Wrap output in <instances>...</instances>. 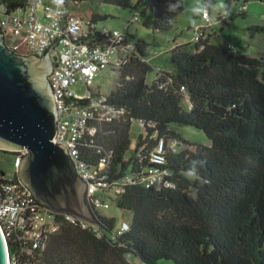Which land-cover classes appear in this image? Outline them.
Here are the masks:
<instances>
[{"label": "trees", "instance_id": "trees-1", "mask_svg": "<svg viewBox=\"0 0 264 264\" xmlns=\"http://www.w3.org/2000/svg\"><path fill=\"white\" fill-rule=\"evenodd\" d=\"M25 1L0 0L11 10ZM66 1L74 7L97 0ZM99 1L125 9L139 5ZM201 1L210 12L216 0ZM176 7L177 0L151 2L155 30L172 27ZM236 16L246 17L245 7ZM101 19L98 13L90 17L92 25ZM218 21L228 19L220 15ZM209 28L199 30V41L193 37L173 46L170 67L158 69L151 84L149 45L135 40L138 57L121 69L109 95L125 109V119L103 126L81 147L80 159L91 167L107 158L104 190L114 194L121 210L132 212L129 230L117 234L120 223L91 207L87 228L60 214V230L46 251L24 257L23 264H264V26L245 32L259 41L257 56L212 42ZM134 120L144 123L145 135L128 157ZM173 125L200 130L210 143H191ZM172 141L185 147L172 150ZM161 142L162 167L173 187H147L141 178ZM3 173L0 192L10 179H19L18 173L9 178Z\"/></svg>", "mask_w": 264, "mask_h": 264}, {"label": "built area", "instance_id": "built-area-1", "mask_svg": "<svg viewBox=\"0 0 264 264\" xmlns=\"http://www.w3.org/2000/svg\"><path fill=\"white\" fill-rule=\"evenodd\" d=\"M72 8L66 0H26L25 5L13 10L0 2V28L7 47L18 54L57 56L49 75L58 122L53 142L68 152L76 174L86 183V209L91 218L90 207L98 213L109 209L112 202L105 195L115 196L104 190L102 172L107 158L91 167L80 159L81 147L86 140L98 137L100 128L126 117L125 109L113 104L109 95L94 86V81L107 68L119 75L132 58L138 57V52L136 41L127 33L98 30L90 19L77 15ZM205 10L208 15L202 14V19L209 27L210 12ZM138 20L135 16L132 22ZM204 28H196L195 42L200 40L199 30ZM80 84L84 86L83 93L77 90ZM181 144L172 141L169 148L176 151ZM165 148L161 142L152 156V165L141 178L147 187H173L169 171L162 167ZM14 154L13 164L18 173L28 151ZM121 191L119 188L118 192ZM60 214L73 225L89 227L88 221L51 209L20 179H10L0 192V226L7 245L8 264H23L24 257L38 250L46 251L51 237L60 230ZM129 228V223L123 221L116 232L122 234Z\"/></svg>", "mask_w": 264, "mask_h": 264}, {"label": "water", "instance_id": "water-1", "mask_svg": "<svg viewBox=\"0 0 264 264\" xmlns=\"http://www.w3.org/2000/svg\"><path fill=\"white\" fill-rule=\"evenodd\" d=\"M56 61V55L40 57L10 50L0 28V151L26 149L19 179L54 211L89 222L86 183L76 174L68 152L53 142L58 122L49 75ZM0 264H8L1 226Z\"/></svg>", "mask_w": 264, "mask_h": 264}, {"label": "rangeland", "instance_id": "rangeland-1", "mask_svg": "<svg viewBox=\"0 0 264 264\" xmlns=\"http://www.w3.org/2000/svg\"><path fill=\"white\" fill-rule=\"evenodd\" d=\"M152 1L132 0L134 5L139 2L138 7L133 9L104 4L99 0L78 3L74 6V13L85 19H90L92 13L100 14L103 19L99 20L95 25L98 30L107 29L121 33L128 31L132 40L142 39L148 43L149 61L153 67V71L147 76L148 84L154 81L158 69L170 67L169 51L173 46L191 42L196 28L208 26L202 19V14L206 7L201 0H177L172 27L166 31L155 30L154 16L149 8ZM219 3L229 6L230 13L227 17V23L218 21L220 16L218 11ZM243 7L246 9L247 16L232 18ZM135 16H138L139 20L132 22ZM210 17L212 22L209 27L211 28L207 32L213 34L212 42L231 44L238 52L247 53L251 56L259 55L261 50L259 41L256 40L257 38L255 39L256 41L251 40L245 32L250 26H264V2L259 0H251L248 3L243 0L238 2L236 0H216L210 7ZM117 80L118 73L112 71L111 68H107L95 79L94 86L100 88L104 95H110ZM77 90L79 93H83L84 86L80 84ZM173 128L191 143L198 145H208L210 143L204 132L193 127L173 125ZM141 134L145 135V127L141 121L134 120L130 132L131 146L126 154L128 157L133 153ZM188 147L191 148L190 146ZM0 170L5 173L7 178L16 173L12 155L0 151ZM105 196L106 199L111 200V208L100 210L99 213L114 217L117 223H122L123 221L131 223L132 212L121 210L112 195L106 194ZM131 261L136 263L133 259ZM160 264L174 263L163 260Z\"/></svg>", "mask_w": 264, "mask_h": 264}, {"label": "clouds", "instance_id": "clouds-1", "mask_svg": "<svg viewBox=\"0 0 264 264\" xmlns=\"http://www.w3.org/2000/svg\"><path fill=\"white\" fill-rule=\"evenodd\" d=\"M218 11H219V14L221 16H223L224 18H227L229 16V13H230L229 6L224 4V3H219ZM203 14L205 17H207V15H208L206 10L203 12ZM189 175H194V173H189Z\"/></svg>", "mask_w": 264, "mask_h": 264}, {"label": "crops", "instance_id": "crops-1", "mask_svg": "<svg viewBox=\"0 0 264 264\" xmlns=\"http://www.w3.org/2000/svg\"><path fill=\"white\" fill-rule=\"evenodd\" d=\"M73 12H74V7L72 8ZM96 25V24H95ZM167 69V68H166Z\"/></svg>", "mask_w": 264, "mask_h": 264}]
</instances>
